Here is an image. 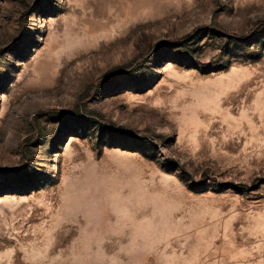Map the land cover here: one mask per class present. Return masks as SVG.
Wrapping results in <instances>:
<instances>
[{
    "label": "rangeland",
    "instance_id": "obj_1",
    "mask_svg": "<svg viewBox=\"0 0 264 264\" xmlns=\"http://www.w3.org/2000/svg\"><path fill=\"white\" fill-rule=\"evenodd\" d=\"M264 0H0V264H264Z\"/></svg>",
    "mask_w": 264,
    "mask_h": 264
},
{
    "label": "trees",
    "instance_id": "obj_2",
    "mask_svg": "<svg viewBox=\"0 0 264 264\" xmlns=\"http://www.w3.org/2000/svg\"><path fill=\"white\" fill-rule=\"evenodd\" d=\"M258 25H264V23L259 22V23L256 24V26H258Z\"/></svg>",
    "mask_w": 264,
    "mask_h": 264
}]
</instances>
